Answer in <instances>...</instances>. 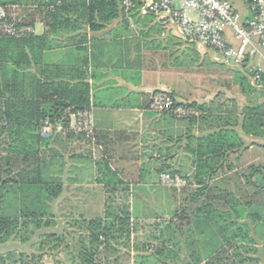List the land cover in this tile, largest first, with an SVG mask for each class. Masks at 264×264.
I'll list each match as a JSON object with an SVG mask.
<instances>
[{
    "label": "crops",
    "instance_id": "0c3cea01",
    "mask_svg": "<svg viewBox=\"0 0 264 264\" xmlns=\"http://www.w3.org/2000/svg\"><path fill=\"white\" fill-rule=\"evenodd\" d=\"M11 1L6 0L7 3ZM60 2L17 0L16 4L7 6L8 17L31 25L35 35L49 33L52 48L44 53L45 64L82 68L92 86L91 110L95 133L100 137L102 145L95 138L94 142H90L70 134L68 142L72 152L66 155L65 160L69 183L63 195L53 204V211L56 214L64 211L71 219H104L109 188L96 183V179L97 164L107 160L119 179L125 182L116 187L114 194L128 192L132 230L136 224L157 223L159 236L163 233L171 236L168 228L175 221V214L164 222L160 218H150L145 213L140 214V218L134 217L132 197L136 189L154 195L160 192L162 199H169L168 193L172 191L170 187L161 184L160 174L177 172L191 175L194 157L188 149L196 145V140L220 128L233 130L244 142V148L229 156L224 169L212 179L210 185L236 195L246 205L244 223L248 225L253 244L242 243L229 254L237 255L235 260L240 264H264V245L257 242V238H264V231L259 233L255 229L256 223L263 222L264 215L253 211L258 205L264 207V176L262 172L251 171L252 167L264 165V136L251 135L244 128L249 117L248 110L264 109V86L253 85L248 77L251 69L264 65V49L249 57L242 67L228 66L233 71L234 79L224 77L217 85L214 80H204L203 86L193 84L197 93L191 95L187 92L186 86L190 85L186 84L184 76H170L160 67L158 60H154L156 63L152 66L147 64L149 56L143 34L141 36L136 30L127 33L121 28L127 20L134 19L143 23L145 19H131V16L119 18L98 31H92L84 23L87 18L78 16L74 11L63 13L56 20L49 18V12ZM11 9L13 12L16 10V14H11ZM147 24L150 30L154 27L163 30L158 39L160 43H164L170 31L179 38L168 22L154 18ZM214 61V64H218ZM245 77L246 83L253 88L252 92L243 91L241 80ZM231 85L236 86L239 94L232 93L235 89ZM223 86L225 91H222ZM160 91L172 94L180 103L197 104L207 111L200 114L193 126L169 114H156L149 109V105L152 94ZM78 155L82 158L81 163L78 162ZM58 223L62 224L59 219ZM135 235L133 232L132 238ZM174 236L179 242V247L174 249L178 255L177 264H185L190 255L196 259V264H207L217 253L218 234L206 223L200 224L194 220ZM150 244L146 245L144 252H127L131 261L139 257L154 260L155 250L148 249L156 248L157 244ZM187 244L191 245L192 250L186 249Z\"/></svg>",
    "mask_w": 264,
    "mask_h": 264
},
{
    "label": "trees",
    "instance_id": "16d2710c",
    "mask_svg": "<svg viewBox=\"0 0 264 264\" xmlns=\"http://www.w3.org/2000/svg\"><path fill=\"white\" fill-rule=\"evenodd\" d=\"M0 2L7 10V6L16 4L17 0ZM73 11L87 18L84 23L92 31L127 17L123 0H61L48 17L56 20L61 14ZM129 15L146 22L155 18L140 16L136 10ZM8 19L17 26L31 27ZM51 48L48 32L25 38L0 36V246L11 241L30 244L37 238L39 249L45 251V246L55 250L65 243L67 230L58 223V215L53 211V204L64 193V182L51 174L54 159L49 158L46 151L52 139L44 137L41 128L47 120L54 125L67 126L63 117L68 110H91L92 86L82 68L45 64L44 53ZM241 81L245 93L253 91L246 83V77ZM186 106L200 114L207 111L197 104ZM248 112L245 130L251 135L264 136V109ZM198 120L194 117L184 121L193 126ZM94 138L102 145L98 134L95 133ZM243 148L244 142L235 131L220 128L198 138L196 145L188 149L194 157L191 175L170 172L180 175L187 185L182 188L181 199L177 197V190L173 191L177 209L175 221L168 228L172 235L163 233L154 238L157 242L153 253L156 264H177L178 255L174 249L179 247V242L174 234L183 231L194 220L212 226L218 234L217 253L207 264H240L236 261L237 255L229 253L236 251L242 243L253 244L248 225L244 223L246 205L241 198L218 190L210 182L224 169L229 156ZM251 171L262 172L264 176V165L252 167ZM97 172L96 183L109 188L110 194L125 184L107 160L97 164ZM76 223L80 229H87L90 237L89 247L82 241L79 264H121L122 254L118 247L126 248L133 234L130 206L117 213L113 205H106L104 219H82ZM43 255L10 251L0 254V264H43ZM137 259L149 261L148 257Z\"/></svg>",
    "mask_w": 264,
    "mask_h": 264
},
{
    "label": "built area",
    "instance_id": "2783aa9c",
    "mask_svg": "<svg viewBox=\"0 0 264 264\" xmlns=\"http://www.w3.org/2000/svg\"><path fill=\"white\" fill-rule=\"evenodd\" d=\"M123 7L127 17L136 10L140 16L152 15L161 22H168L183 41L204 50L213 49L216 52L214 59L220 64L242 67L249 57L264 49V0H123ZM8 18L7 10L0 2V36L25 38L35 34L34 28L17 26ZM249 78L253 85L264 86V65L251 69ZM149 109L178 120L199 116L197 110L164 91L152 94ZM63 119L67 126L45 121L42 135L52 138L63 126L69 134L94 142L92 110H68ZM160 180L171 188L187 185L186 180L170 173L162 174Z\"/></svg>",
    "mask_w": 264,
    "mask_h": 264
},
{
    "label": "rangeland",
    "instance_id": "374dc122",
    "mask_svg": "<svg viewBox=\"0 0 264 264\" xmlns=\"http://www.w3.org/2000/svg\"><path fill=\"white\" fill-rule=\"evenodd\" d=\"M237 3V2H236ZM12 10V9H11ZM9 13V12H8ZM16 14L11 11V14ZM132 19V18H131ZM131 22V24H129ZM148 21L140 23L134 19L130 21H126L124 27V31L127 33H132V30H136L139 34H143L145 39V49L148 54V62L147 64H151L152 66L158 60L160 67L164 69V71L168 72L170 76L180 75L184 76L186 79V84L190 85L187 92L192 94H196L197 89L194 88V85L203 86V81L207 80H214V84L219 82V80H223L224 77H232L234 79V74L231 69H228L227 65L224 64H214L213 59L216 56V52L213 49H198L196 44L191 46L188 42L183 41L182 39L173 36L172 31H170V35L166 37L164 43H160L158 41L159 37H161L163 30L154 27L150 30V26ZM126 27H129L128 30ZM142 36V35H141ZM141 39V37H138ZM151 40V41H150ZM142 42V41H141ZM216 62V61H214ZM214 77L215 79H211ZM201 82V85L199 84ZM214 85V86H215ZM228 87V85H226ZM233 89H235L232 93L239 94L236 90V86L231 85ZM218 88V87H217ZM222 91H225L224 86ZM229 88V89H231ZM228 89V90H229ZM194 94V95H195ZM202 94V93H201ZM178 101V100H177ZM179 102V101H178ZM187 105V103H182ZM200 116V113H199ZM197 116V117H199ZM178 120V119H177ZM184 121V120H182ZM63 127V126H62ZM62 127H60L57 132L52 136V143L49 149H47L46 153L49 158L54 159L51 161V174L53 176L60 177L64 182V190L69 183V179L66 176V155L71 154L72 150L70 149L69 144V132L65 131ZM73 137V136H72ZM76 137V136H74ZM73 137V138H74ZM79 138V137H76ZM0 140L2 138L0 137ZM76 140V139H72ZM79 142L80 140H76ZM3 142V141H1ZM68 143V144H67ZM76 150L74 149V153L76 154ZM80 154V153H78ZM78 155V162L81 163V156ZM88 164V162H86ZM164 174V173H162ZM160 174V176L162 175ZM171 174V173H170ZM181 177L180 175H178ZM182 178V177H181ZM161 182V180H160ZM162 184V183H161ZM183 187L180 188H171L172 193H168L169 199H162L161 193L158 192L156 195L149 194L148 192H143L142 189H136L133 197H132V209L133 215L135 218H140V214L145 213L150 218L153 219H161V222H164L170 216H173L176 212L177 202L175 200V196L173 191L177 190V197L181 199ZM159 189L156 188L155 190ZM116 193V192H115ZM107 195V203L106 205L114 206L115 211L117 213H121L125 206H130V197L128 196V192L125 193L124 191H120L118 194H110ZM111 198L108 200V198ZM64 201V199H61ZM111 200V201H110ZM253 211L262 213L264 215V207H255ZM58 219L60 222L65 226L66 235H65V243L63 246L58 247V249H53L52 246H45V251H41L38 247V239H34L30 244H22L18 241H11L5 245L0 246V254H5L10 251H16L18 253H26V254H33V253H42L43 256V264H79L78 263V256L80 251L82 250V241L85 242V246L89 247L90 237L88 236L87 229L83 230L80 229V225H77L76 222H81L82 218L80 219H71L68 217L64 211L59 212ZM164 219V220H163ZM162 225V224H161ZM160 225V227H161ZM255 229L260 233L264 231V220L263 222H258L255 224ZM137 231V232H136ZM159 229H157V223L153 225H138L136 224L133 228L134 234L136 235L131 239L128 245L118 247L121 254L122 260L121 264H156V262L152 259L147 262H142L136 258L134 261H131V257L128 255L127 252L129 251H138L144 252L146 251V245L148 243L157 244L155 241V236H159L158 233ZM162 231V230H160ZM257 242H262L264 245V238L259 237L257 238ZM150 244V245H151ZM153 246V245H151ZM150 246V247H151ZM188 251L192 250L191 245L185 246ZM155 250V248H149V250ZM75 261L77 263H75ZM196 259L190 255V259H186L185 264H196Z\"/></svg>",
    "mask_w": 264,
    "mask_h": 264
}]
</instances>
